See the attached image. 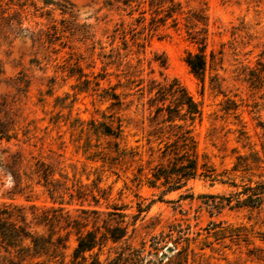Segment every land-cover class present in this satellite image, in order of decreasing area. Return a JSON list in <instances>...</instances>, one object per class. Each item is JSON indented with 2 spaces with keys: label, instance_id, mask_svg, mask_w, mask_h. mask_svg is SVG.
I'll return each instance as SVG.
<instances>
[{
  "label": "rangeland",
  "instance_id": "1",
  "mask_svg": "<svg viewBox=\"0 0 264 264\" xmlns=\"http://www.w3.org/2000/svg\"><path fill=\"white\" fill-rule=\"evenodd\" d=\"M173 1L177 11L159 22L147 0H0V205L46 234L34 220L58 206L47 178L64 200L80 187L85 207L91 193L101 210L121 207L125 221L135 218L133 243L174 225L189 238L184 264H264V209L217 211L209 196L264 180V0ZM203 36L201 81L184 55ZM172 79L199 119L166 120L173 99L156 90ZM173 123L190 128L193 146ZM188 158L196 172L180 187L149 183L158 165ZM80 199L63 206L77 215ZM74 244L70 234L66 258Z\"/></svg>",
  "mask_w": 264,
  "mask_h": 264
},
{
  "label": "trees",
  "instance_id": "2",
  "mask_svg": "<svg viewBox=\"0 0 264 264\" xmlns=\"http://www.w3.org/2000/svg\"><path fill=\"white\" fill-rule=\"evenodd\" d=\"M130 6L132 2L139 4L146 0H114ZM150 7L157 16L154 20L162 22L167 17H171L177 11V3L173 0H147ZM192 41L196 43V50H186L184 61L189 70L201 81L204 78L205 70L208 64L207 54L205 52V36L193 37ZM211 56V52H209ZM166 91L172 96L173 105H165L166 120L174 121L178 119L189 120L193 122L201 116V109L198 103L186 91L185 87L179 84L177 79H172L168 87H158L156 93L163 98ZM116 97V94H112ZM163 107H156V112ZM182 110V111H181ZM104 125V124H103ZM179 128L176 137L181 140V144L186 145L189 142L194 145L193 139L189 134L190 128L183 124L173 123ZM97 127V125H95ZM104 133L118 135V131H112L109 126H103ZM243 156L239 155L238 160ZM233 165V169H241L240 162ZM248 163H243L242 167H248ZM239 167V168H238ZM196 172L195 158H188L186 162L180 161L166 167L162 164L155 167L152 172V178L149 181L154 185L155 181L162 178L163 184H167V189H175L182 185L188 177L194 176ZM184 180H181V179ZM237 185L236 182H232ZM45 186L50 198L58 203L57 207H45L40 212V219L34 220L35 224L46 226V234H39L29 229L25 215L17 208L6 204L0 205V264H184L187 259V247L189 238L177 233L173 235L174 225H169L168 230H159L157 233L150 234L148 239L141 238L137 243L131 240L133 233L137 230L135 218L130 222L123 219L124 213L121 207L113 204L110 209L101 210L99 207V197L91 193L92 205L83 206L82 192L80 187L76 188L74 193L68 192V199L64 200L63 193L58 190L51 180L45 178ZM100 191V190H99ZM101 197L103 194H100ZM213 198L218 197L212 206L217 211L227 207L228 209L249 207L264 209V180L250 179L241 184L239 190L229 194H209ZM73 199H80L78 207L75 210L79 214L73 215L69 209H65L63 203H71ZM143 210L139 206L138 211ZM56 211V213H54ZM135 216V215H134ZM57 226L58 230H63V234H57L53 237L52 227ZM130 227V229H129ZM70 234L74 235L75 244L72 247L68 257L64 254L66 240ZM170 241V243H168ZM179 245V246H177ZM106 247L105 252L103 248ZM168 249H170L168 251ZM101 255H104L103 257ZM41 257V258H39ZM39 258V259H36ZM5 260V261H3Z\"/></svg>",
  "mask_w": 264,
  "mask_h": 264
},
{
  "label": "water",
  "instance_id": "3",
  "mask_svg": "<svg viewBox=\"0 0 264 264\" xmlns=\"http://www.w3.org/2000/svg\"><path fill=\"white\" fill-rule=\"evenodd\" d=\"M170 249H168V251H169Z\"/></svg>",
  "mask_w": 264,
  "mask_h": 264
}]
</instances>
